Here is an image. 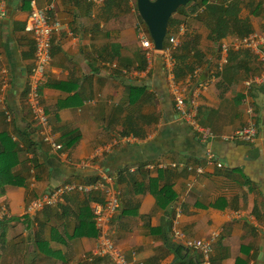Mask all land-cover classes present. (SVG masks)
I'll list each match as a JSON object with an SVG mask.
<instances>
[{"label":"crops","instance_id":"obj_1","mask_svg":"<svg viewBox=\"0 0 264 264\" xmlns=\"http://www.w3.org/2000/svg\"><path fill=\"white\" fill-rule=\"evenodd\" d=\"M29 1L0 0V131L24 148L20 131L29 126L42 147L43 163L33 175L32 153L19 150L14 171L25 182L6 185L0 193V204L8 210L0 220V264H113L105 257L88 259L97 244L92 208L103 201L101 192H71L56 205L25 211L49 187L85 181L93 173H105L118 193L110 234L136 264H199V252L172 244V229L190 238L219 231L211 264H264V87L244 85L261 70L259 54L231 50L219 67L221 42L242 36L243 26L249 32L263 27L261 5L256 0H208L226 8V20L222 14L178 17L186 27L178 40L188 50L175 71L183 65L200 71L204 87L196 118L203 132L175 111L161 53L154 51L147 63L135 27V0H35L42 8L52 5L49 16L62 25L52 35L41 86V101L62 144L52 151L39 140L25 102L34 51L32 34L25 30ZM218 19L225 34L214 41L209 34ZM4 76L7 86L2 85ZM140 86L145 90L134 89ZM248 105L257 124L254 141L220 139L247 122ZM5 107L11 121L5 119ZM67 132L77 139L66 148ZM122 135L132 140H118ZM209 152L224 159L222 167L207 162ZM171 161L177 165L155 166ZM199 165L202 172L195 170ZM163 185L176 195L166 207L158 206L153 193Z\"/></svg>","mask_w":264,"mask_h":264},{"label":"built area","instance_id":"obj_2","mask_svg":"<svg viewBox=\"0 0 264 264\" xmlns=\"http://www.w3.org/2000/svg\"><path fill=\"white\" fill-rule=\"evenodd\" d=\"M93 2H102L103 0H88ZM264 10V0H256ZM30 11L25 23V30L32 34L34 40L33 64L29 71V78L25 93V102L31 113V116L37 124V134L39 140L46 144L50 150L58 151L62 149V144L57 140L55 132L49 122L45 107L41 101V86L46 81V70L51 59V39L52 35L59 31L61 23L57 19H51L48 10L52 5L45 8L39 7L35 0H30ZM200 7L198 11H202ZM137 37L142 51L145 55L147 63L151 60V54L157 51L153 47V42L148 34L146 25L142 21H137L136 25ZM186 31L185 25L179 24L175 32L166 33L161 58L165 68L166 82L168 92L170 94L173 107L179 116L192 128L197 131H203L201 125L197 122L198 112V95L200 90L204 87V82L199 80L200 71L195 68L190 72L186 80H178L175 69L176 60L173 52L179 45L178 36L184 34ZM220 48V63L219 67L227 61V55L231 50L248 49L256 51L259 54L258 60L261 63V70L248 76L244 80V85L247 89L255 85L264 87V21L263 27L259 30L250 31L231 42H221ZM263 52H260V51ZM115 65V64H113ZM5 70L3 69V72ZM195 80V84L191 81ZM2 85L7 86V78L4 76ZM6 121H11L12 113L5 107L3 109ZM246 113L249 118L247 122L229 134L219 135L222 140H236L245 143L254 141L257 137V124L253 119V107L248 105ZM211 134V133H209ZM212 136V134H211ZM15 138V137H14ZM120 141H130L131 136L122 135L118 139ZM207 162L214 163L217 167H222V162L217 160L212 153H207ZM176 162H157L155 164L158 168H166L168 166L175 167ZM151 165L150 168H153ZM189 169L191 167H188ZM197 172H202V167L199 165L195 168ZM33 174V169H30ZM33 181V180H32ZM109 178L105 173H100L98 179L91 182L68 180L47 189V191L36 198L31 199L25 207L28 213H35L45 207L56 205L63 196L71 192H79L88 194L93 191L101 192L103 201L98 202L92 208V215L94 224L97 230V244L92 252V256L108 258L113 264H136L134 259L129 260L122 253V251L115 245L114 240L110 234V221L119 207V196L114 187L108 183ZM8 216V210L4 204H0V220ZM219 236V231H212L204 238H190L186 237L179 229H172L171 239L173 245H181L183 248L193 249L199 252V264H211L212 245ZM169 237V238H170ZM168 239V238H167ZM86 259L87 257L84 256ZM141 264V263H137Z\"/></svg>","mask_w":264,"mask_h":264},{"label":"trees","instance_id":"obj_3","mask_svg":"<svg viewBox=\"0 0 264 264\" xmlns=\"http://www.w3.org/2000/svg\"><path fill=\"white\" fill-rule=\"evenodd\" d=\"M200 7H203L202 11H198ZM225 12H227L226 8L209 5L208 0H189L185 5L179 6L174 13H180L182 15L196 13L195 16H199L200 14L204 13L207 16L214 14V17L217 15L220 16L222 14L221 17L226 20L225 16H227V14ZM174 13L169 17L167 33L174 32L179 23L181 22V19L173 17ZM138 17L142 21L139 14ZM220 25L221 22L219 21V19L216 20L214 28H212L210 31L209 37H211L214 41H218L220 36L225 34L224 30H220ZM242 28L243 35L249 32L248 29H244V26ZM187 50V47L179 43L177 49L173 52L176 61L185 62L187 57ZM144 63L145 61L142 62V66ZM190 71V66L183 65L182 67H178V70L175 71V74L177 77H179L180 75H184ZM134 89L144 91L145 87L140 86ZM16 129L19 130V127H17ZM20 134L24 148H20L18 140H13L10 134L5 131H0V193L3 191L6 185H19L24 184L25 182V178L23 176H19L14 171V166L16 165L18 160L19 150L25 149L32 153L31 156L33 157V160L31 161L32 166L30 168L33 169V175L37 176L35 169L40 166L39 161L43 163L42 152L40 151L42 147L40 146L38 141L34 140V138L31 136V128H29V126L25 127L20 131ZM76 139L77 135L73 138V136H71L68 132L65 133L63 139L64 146L66 148L72 146ZM97 178V174L93 173L84 176L82 179H84L86 182H91L95 181ZM153 193L156 198V203L160 207H166L170 202L175 199L176 196L175 192L173 191L170 185H163L158 190H154ZM96 231L95 234H97Z\"/></svg>","mask_w":264,"mask_h":264},{"label":"water","instance_id":"obj_4","mask_svg":"<svg viewBox=\"0 0 264 264\" xmlns=\"http://www.w3.org/2000/svg\"><path fill=\"white\" fill-rule=\"evenodd\" d=\"M189 0H135L136 10L146 25L155 50L163 49L169 17ZM224 163V159H222Z\"/></svg>","mask_w":264,"mask_h":264},{"label":"rangeland","instance_id":"obj_5","mask_svg":"<svg viewBox=\"0 0 264 264\" xmlns=\"http://www.w3.org/2000/svg\"><path fill=\"white\" fill-rule=\"evenodd\" d=\"M135 2V1H134ZM135 6V4H134ZM181 14L180 13H174L173 17L178 18ZM140 20V19H139ZM141 21V20H140Z\"/></svg>","mask_w":264,"mask_h":264}]
</instances>
